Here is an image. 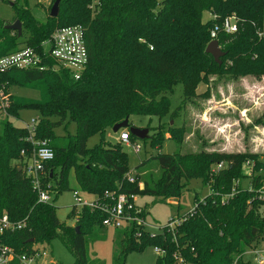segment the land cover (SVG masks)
I'll use <instances>...</instances> for the list:
<instances>
[{
	"label": "trees",
	"instance_id": "1",
	"mask_svg": "<svg viewBox=\"0 0 264 264\" xmlns=\"http://www.w3.org/2000/svg\"><path fill=\"white\" fill-rule=\"evenodd\" d=\"M1 1L14 9L12 23L21 22L22 35L19 38L17 32L6 30V23L0 20V57L23 46L36 47L58 28L81 25L88 63L77 81L52 61L47 63L56 70L13 71L0 76L40 94L38 99L11 98L7 117L0 121V217L6 214L10 221L24 223L21 230L0 235V242L23 253L35 244L69 236L64 241L69 243L74 264H88L87 239L105 237L101 210L72 206L67 217L78 220L74 226L62 224L54 204L39 203L30 180L18 170L21 151L29 153L32 147L28 131L15 127L9 118L34 110L39 119L33 138L47 140L54 152L53 160L45 165L42 184L54 193L53 202L60 193L75 191L72 182L99 204H111L110 196L117 194L152 196L164 202L178 198L191 179H200L208 187L210 193L203 201L194 199L192 211L180 218L173 233L166 225L162 233L153 235L135 223L116 230L115 244L121 248H116L113 264H125L129 253H141L147 247L165 250L155 264H179L174 255L181 257L182 264H251L244 260V252L264 241V216L259 212L264 200L256 197L264 186V155L261 159L206 151L152 155L136 170L156 161L162 176L153 185L144 180L139 188L135 176L134 183L126 179L128 156L121 144H106L104 136L134 114L160 120L174 116L181 107L171 110L175 87L181 86L183 102L191 100L199 96L197 86L210 73L264 74V39L257 38V31L263 28L264 0H61L58 16L50 17L46 25L33 19L27 0ZM205 12L217 19L204 22ZM230 16L237 19L238 28L231 35L219 31L217 42L226 55L218 66L205 52L209 31ZM225 60L232 65L226 67ZM67 120L75 124V133L56 136L54 130ZM167 131L171 140L182 144V127L168 126ZM162 132L150 139L152 146L161 145ZM96 134L101 143L87 148V140ZM129 138L135 140L130 134ZM246 162L251 164L247 176L243 173ZM220 163L223 168L214 170ZM232 190L233 197L220 204L218 197Z\"/></svg>",
	"mask_w": 264,
	"mask_h": 264
},
{
	"label": "rangeland",
	"instance_id": "2",
	"mask_svg": "<svg viewBox=\"0 0 264 264\" xmlns=\"http://www.w3.org/2000/svg\"><path fill=\"white\" fill-rule=\"evenodd\" d=\"M15 2L16 0H9ZM51 0H27V7L34 20L40 25H46L50 18L49 6ZM23 6V3L20 4ZM14 9L6 2L0 0V20L7 24L12 23ZM210 19V14L205 12L202 20L206 22ZM258 31L264 32L263 28ZM258 38V36H257ZM260 39V38H258ZM261 40V39H260ZM263 40V39H262ZM222 50V49H221ZM223 51V50H222ZM223 62V60H221ZM226 67L232 65L231 60L224 61ZM3 85L4 95L8 97L5 106L11 98L20 97L28 99H38V91L20 87L18 84L0 79V86ZM196 93L199 96L183 102L182 88L177 86L170 97L171 110L181 106L174 116H166L161 120L144 114H134L129 119L131 127L148 130V139L139 140L135 138L131 141L141 147L136 153L130 146H126L119 141V135L124 131L113 133L112 129L107 130L104 136L106 144H121L120 149L128 156V174L136 178L139 188H142L144 180L156 182L162 176V172L156 161H149L143 168L136 170V167L152 155H174L189 154L200 151L217 152L222 154H249L258 156L264 155V74L261 75H240L230 76L225 74L210 73L205 82L197 86ZM202 94H205L201 96ZM1 106V102H0ZM6 109V108H5ZM6 110L0 109V121L6 118ZM32 119H39V113L34 110H23L18 114V118H9L15 127L24 128ZM182 127L184 131L182 144L177 145L169 137L168 126ZM162 142L159 147H154L150 139L157 131H162ZM75 124L65 122L64 125L54 130L58 137L73 135ZM101 136L96 134L90 137L86 146L89 149L101 143ZM105 144V146H106ZM110 146V145H109ZM251 164L246 162L243 166V173L247 176L251 174ZM72 188L79 192L82 199L91 201L94 197L78 190L72 182ZM264 189L257 194L258 200ZM73 190L59 194L54 201L58 220L67 226H74L75 220L68 219V214L74 203ZM209 189L202 184L200 179H191L186 182L178 198H169L162 202L152 196H136L134 204L139 208L141 218L147 224L146 229L150 234L162 233V227L169 224L171 219L180 220L193 209L194 199L202 201L208 194ZM226 197L220 195L218 200ZM216 200V199H215ZM264 200V199H263ZM259 212L264 216V206L259 208ZM105 237L99 241L87 239L88 264L91 262L102 264H113L112 259L116 248L114 234L111 228H105ZM69 236H61L51 243L44 244L47 253L57 264H74L75 259L69 250V243L66 239ZM121 248V247H119ZM259 252L264 256V241L257 248H249L244 252V260L251 264H257L255 255L252 252ZM159 255L154 252L153 247H147L141 253L131 252L127 255L125 264H155ZM94 263V264H96Z\"/></svg>",
	"mask_w": 264,
	"mask_h": 264
},
{
	"label": "built area",
	"instance_id": "3",
	"mask_svg": "<svg viewBox=\"0 0 264 264\" xmlns=\"http://www.w3.org/2000/svg\"><path fill=\"white\" fill-rule=\"evenodd\" d=\"M217 16L210 15L211 21H215ZM237 19L234 16L225 18L220 25L214 24L210 28V42L218 40L219 31L225 35H231L237 31ZM257 36L264 39V32L257 31ZM218 43V42H217ZM219 45V44H218ZM220 47V46H219ZM152 49V48H150ZM221 49V47H220ZM48 61H52L58 66L69 72L71 78L77 81L81 78L82 73L86 69L88 63V53L85 43V30L81 25L66 26L56 29L47 39L42 41L36 47L23 46L20 49L0 57V76H4L13 71H44L47 69L56 70L55 67H49ZM3 85L0 86V109H4L8 97L4 95ZM38 119H32L29 124L24 127L29 137L27 141L31 144V151H21V170L27 179L30 180L32 189L38 195V202L43 204H53L54 193L44 188L43 177L45 174V165L52 161L54 152L47 140H36L33 138ZM120 143L130 146L134 152L139 153L141 147L131 142L129 133L124 130L119 135ZM223 168V163L217 164L214 170L218 171ZM129 183H134V176L126 177ZM210 192V191H209ZM73 199L76 210L86 207L92 210H101L104 214L102 226L111 228L112 230H122L127 228L131 223H135L137 227L146 229L147 224L144 218H141L142 211L136 208L134 200L136 196L130 197L125 194L109 195L111 204H99L95 200L87 201L80 197L77 190L73 191ZM264 199V192L260 193ZM234 190L226 195L225 199L220 200V204L227 203V200L232 198ZM132 200V201H131ZM203 201V200H202ZM192 211V210H191ZM78 219H75V222ZM181 220H173L167 225V229L174 232V229L179 225ZM24 227V223H15L10 221L6 214L0 217V235L7 232L18 231ZM154 252L159 256L165 255V250L154 247ZM255 255L257 264H264V256L259 255V252H252ZM174 258L179 264L183 260L179 255H174ZM12 261H17L18 264H57L47 253L44 244H35L30 250L17 253L12 247L3 245L0 242V264H9Z\"/></svg>",
	"mask_w": 264,
	"mask_h": 264
},
{
	"label": "water",
	"instance_id": "4",
	"mask_svg": "<svg viewBox=\"0 0 264 264\" xmlns=\"http://www.w3.org/2000/svg\"><path fill=\"white\" fill-rule=\"evenodd\" d=\"M60 2L61 0H55V2L53 3L50 9V13H49L51 18H56L58 16ZM5 29L9 31L17 32V35L19 38L22 35V25L19 20H16L13 23L7 24L5 26ZM205 52L213 58L214 62L218 66H221L222 64L221 58L225 57L226 53L220 49L216 41L209 42V44L207 45L205 49ZM121 130H127L130 135H132L134 138H137L139 140L148 139V130H142V129L131 127L129 125L128 117L121 123L115 124L112 127L113 133H118ZM18 170H21V167H19ZM78 230L79 228L75 227V231L78 232Z\"/></svg>",
	"mask_w": 264,
	"mask_h": 264
}]
</instances>
